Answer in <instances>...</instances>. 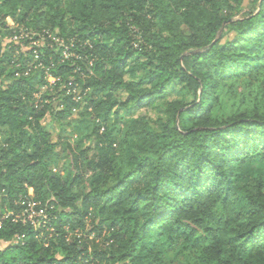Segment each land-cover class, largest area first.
<instances>
[{"label": "trees", "instance_id": "16d2710c", "mask_svg": "<svg viewBox=\"0 0 264 264\" xmlns=\"http://www.w3.org/2000/svg\"><path fill=\"white\" fill-rule=\"evenodd\" d=\"M240 2L0 0V192L11 206L27 185L54 205L52 236L4 221L0 242L23 239L0 247V264H164L200 245L201 264H264V104L229 103L256 87L264 102V0L235 19ZM8 18L87 42H77L74 61L85 77L72 61L50 68L61 77L54 91L73 80L89 89L84 106L96 114L93 155L70 148L65 174L50 168L58 143L42 121L47 112L62 121L82 102L64 95L62 109L54 101L35 108L44 71L27 76L26 63L13 61ZM49 55L58 52H48V66ZM182 88L186 97L168 103L159 129L143 118L126 123L124 142L134 141L125 169L114 149L120 122L110 118ZM89 173L88 190L76 191Z\"/></svg>", "mask_w": 264, "mask_h": 264}, {"label": "rangeland", "instance_id": "374dc122", "mask_svg": "<svg viewBox=\"0 0 264 264\" xmlns=\"http://www.w3.org/2000/svg\"><path fill=\"white\" fill-rule=\"evenodd\" d=\"M236 5V15L235 19L244 17L249 12L255 9V5L253 4L252 0H241L240 3H234ZM10 22L13 21L10 18ZM9 19L7 20V22ZM14 22V21H13ZM15 23V22H14ZM233 33L230 34L232 36ZM24 42L25 48H30V45ZM9 38L4 40L5 45L9 44ZM13 47V61L20 64V62L26 63V58L23 59V45L19 46L18 52L15 51L16 46L12 45ZM7 83L11 82V80L7 79ZM36 89H40L43 85H45L46 80L43 75L35 76ZM186 90L182 88L179 92L174 91L173 89H169L167 94L163 97L158 98L156 104L153 107L149 108H136V107H129L128 109H119L118 115L123 117L121 119H115V116L110 118V121H119L120 124L117 126V134L118 137L117 144L114 146L115 152L119 156L117 160L118 163L123 166L125 169H128L127 162L125 160L124 153L127 150L128 146L134 141L127 139L126 143L124 142V136H126V123H128L131 119H139L143 118L147 121H150L153 127L159 129V124L161 120H164L168 116L167 112V105L168 103L174 100H181L186 97ZM46 94V91H43L41 94V98L43 95ZM119 98L123 101L126 98V94L124 92L118 94ZM55 102L57 105V100H51V102ZM233 105V108L240 107L241 109L245 108H252L257 103L259 106L263 107V93L259 92V87L255 89H247L242 90V93L236 97L235 100L230 101ZM55 105V106H56ZM54 106V107H55ZM47 116L43 119L42 123L47 131L51 133V137L54 143H58L56 146V151L58 152V156L50 162V168L59 171L61 174H65L72 170V166H70L71 162V155H70V148L80 147L82 149L89 148V157H91L95 151V146L98 143L96 138V134L93 132L95 126V113L93 111H89L84 106V100L82 103L75 107L70 114L69 117L66 119L59 121L53 119L51 114L47 112ZM112 119V120H111ZM94 120V121H93ZM109 121V122H110ZM101 132L104 130V127H101ZM3 140L0 139V143ZM131 141V142H130ZM91 182V173L87 175V177L82 180L76 187L75 190L78 192H85L88 190L89 185ZM91 225L88 224V229H90ZM80 237V233L77 234ZM92 238L94 235L91 236ZM10 244H7L5 241L0 242V247L5 248ZM203 245H200L198 248L187 251L181 254L170 253L168 260L164 264H201L199 260V255L201 252V248ZM66 252L61 250L59 252V256H63Z\"/></svg>", "mask_w": 264, "mask_h": 264}, {"label": "built area", "instance_id": "2783aa9c", "mask_svg": "<svg viewBox=\"0 0 264 264\" xmlns=\"http://www.w3.org/2000/svg\"><path fill=\"white\" fill-rule=\"evenodd\" d=\"M8 19L9 26L13 28L12 35L9 37L10 44L16 46L15 51L17 52L20 48L19 46L23 45L24 54L22 56L23 59L26 58L25 75L29 76L34 69H41V71H44L43 76L46 83L40 89H35V108H42L46 103H50L51 100H57V105H55L58 106L59 109H62L65 106L63 99H61L64 95H70L72 99L78 103L82 102L89 89H84L83 91L79 84H75L73 80H71L69 85H63L60 90L54 91L57 83L61 81V77L55 76L50 68H53L56 65V61L59 63L72 61L73 64H75V72L80 71L81 77H85L87 73L84 72L81 65L75 63L77 60L82 59V56L78 54L75 45L77 42H80L81 44H87V42L76 39L75 37L65 38L59 35L58 32L54 33L46 29L43 31H35L14 23L13 21L10 22L11 19ZM23 41H26L30 45L29 49L25 48ZM46 48L49 49V51L56 50L58 52L57 59H54L53 55L48 56L51 61L49 66L44 63V59L49 52L46 51ZM16 74L19 75L20 72ZM63 89H66L65 93H62ZM43 91H46V94L41 98ZM49 91H54V93H56L53 98L49 97ZM26 187L27 191L14 198L11 206H9L10 204L7 194L3 193L4 189L0 192V211L2 206L4 207V211L0 215V227H2L4 221L7 220L13 223L30 224L35 233H37V236L40 235L42 228L52 236L54 233V227L51 224V219L53 217L52 210L54 208V205L51 203L52 201L49 200L43 204L40 200L35 198L34 188L27 185ZM3 195L6 197V201L4 202L2 200L4 197ZM22 239L21 236H16L5 242L7 244H18Z\"/></svg>", "mask_w": 264, "mask_h": 264}, {"label": "water", "instance_id": "95a60500", "mask_svg": "<svg viewBox=\"0 0 264 264\" xmlns=\"http://www.w3.org/2000/svg\"><path fill=\"white\" fill-rule=\"evenodd\" d=\"M219 36H220V35H219ZM219 36H218V37H219ZM218 37H217V38H218ZM216 40H217V39H216Z\"/></svg>", "mask_w": 264, "mask_h": 264}]
</instances>
